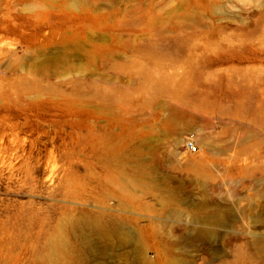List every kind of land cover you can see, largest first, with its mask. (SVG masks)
<instances>
[{"label":"rangeland","instance_id":"1","mask_svg":"<svg viewBox=\"0 0 264 264\" xmlns=\"http://www.w3.org/2000/svg\"><path fill=\"white\" fill-rule=\"evenodd\" d=\"M0 264H264V0H0Z\"/></svg>","mask_w":264,"mask_h":264},{"label":"built area","instance_id":"2","mask_svg":"<svg viewBox=\"0 0 264 264\" xmlns=\"http://www.w3.org/2000/svg\"><path fill=\"white\" fill-rule=\"evenodd\" d=\"M186 145L190 153H196L198 151V147L195 145V142L193 140L187 141Z\"/></svg>","mask_w":264,"mask_h":264},{"label":"bare ground","instance_id":"3","mask_svg":"<svg viewBox=\"0 0 264 264\" xmlns=\"http://www.w3.org/2000/svg\"><path fill=\"white\" fill-rule=\"evenodd\" d=\"M191 166L194 168V169H196L197 171L200 169V168H197L199 165H198V163H196V162H191ZM172 178L173 177H167V182H168V184H170L173 180H172ZM174 179V178H173ZM105 203V202H104Z\"/></svg>","mask_w":264,"mask_h":264}]
</instances>
